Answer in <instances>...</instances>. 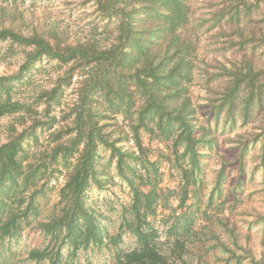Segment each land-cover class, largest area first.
<instances>
[{"label":"trees","instance_id":"1","mask_svg":"<svg viewBox=\"0 0 264 264\" xmlns=\"http://www.w3.org/2000/svg\"><path fill=\"white\" fill-rule=\"evenodd\" d=\"M85 1H92L105 20L108 44L94 32L71 40L55 27L30 30L18 9L0 5V42L19 46L24 54L16 71L0 75V117L19 113L22 123L27 116L30 119L21 130L12 126L10 138L0 146V248L6 238L18 239L24 224L32 222L29 218L37 209L36 189H32L61 163L67 172L59 209L48 220L37 222L50 241L31 249L29 261L76 264L70 258L81 249L118 246L123 234L129 233L136 245L117 253L120 264H186L185 243L180 238L162 240L154 223L159 157L153 159L143 135L172 149L188 185L200 180L203 145L215 143V135L210 136L213 123L215 128L257 126L238 133V160L243 171L250 144L261 142L264 161V63L257 60L258 50L264 52V0H202L200 12L197 0ZM204 37L211 39L203 45ZM43 57L68 65L55 84L36 98L35 103H44L47 119L37 111L33 114L35 103L13 99L16 83ZM75 74L81 75L78 100L58 120L50 111ZM193 85L205 90L213 123L200 122ZM55 122L60 125L51 133L48 159L41 164L24 162V140L35 136L38 127L53 128ZM226 164L217 186L226 177ZM112 167L131 191L114 234L102 222L104 214L88 203L93 186L108 189L113 183ZM27 190L29 199L22 207L27 199L20 194ZM188 193L186 189L181 205ZM244 250L252 254L253 263L264 264V250L259 259L250 248ZM233 256L240 264L238 254ZM0 264H9L1 254Z\"/></svg>","mask_w":264,"mask_h":264},{"label":"rangeland","instance_id":"2","mask_svg":"<svg viewBox=\"0 0 264 264\" xmlns=\"http://www.w3.org/2000/svg\"><path fill=\"white\" fill-rule=\"evenodd\" d=\"M196 6L200 9L203 1L197 0ZM1 4H9V8L18 9L22 13V22L28 29L42 27L44 29L57 28L64 31L72 40L96 33L102 42L109 43L105 20H101L96 5L92 1L85 0H0ZM263 15L257 16L262 18ZM262 23V22H260ZM110 24V22H109ZM95 27V29H94ZM203 45L211 38L204 37ZM257 52V60L264 63V52ZM24 54L21 47L9 42H0V75L10 74L18 69ZM68 65L57 60L43 57L38 60L22 81L16 83V91L13 99H19L27 103H35L37 96L44 89L52 87L59 76L63 75ZM81 80L80 74H75L71 83L64 84L60 102L53 104L50 115L60 117L71 112L78 100V86ZM192 91L197 103L198 114L203 123L209 120L213 123V113H209V106L205 100L206 92L199 85H193ZM39 101V99H38ZM33 114L47 119L43 113L44 103H35ZM19 113L7 114L0 117V146L10 138V128L21 130L30 123L27 116L26 123H22ZM69 116H72L69 115ZM261 119V118H260ZM123 121V115H119ZM255 120L254 123H259ZM127 123V121H124ZM222 123V122H221ZM53 128L48 125L36 129L35 136L27 137L23 142V160L34 161L41 164L47 152L53 145ZM252 126V125H251ZM251 126L215 128L212 124L210 136L215 135V143L203 145L201 152L203 171L200 180L195 185H188L183 180L179 163L172 149L166 147L157 140L149 141V136L144 133L146 145L153 150V159L159 160L157 183V213L153 217L155 225L159 228L162 240L174 241L180 238L185 243L184 261L186 264H238L233 256L236 252L240 258V264L253 263L252 254L248 255L245 248L252 250L255 259H259L264 250V161L262 159L261 142L250 144L245 153L243 171L238 160V148L236 139L238 133H242ZM257 127V126H252ZM258 130V129H256ZM106 150L102 154L107 155ZM162 153H164L162 155ZM160 155V156H159ZM165 155L169 156L166 157ZM227 157V158H224ZM106 159V156H105ZM75 162V159L71 161ZM224 162H226L225 179L217 186V177ZM43 163V162H42ZM185 164V163H184ZM57 170L52 175H43V178L35 190L34 203L36 211L30 216L29 224H24V229L18 239L4 240L0 254L9 264H35L27 259L28 253L35 247H43L50 241V236L37 227L38 221L48 220L59 209L60 189L64 185L67 169L61 163L57 164ZM55 166V167H56ZM51 167V166H50ZM45 167H42L43 171ZM113 183L108 189H99L93 186L88 191V203L104 214L102 222L108 232H117L122 222L124 207L130 203L131 191L126 182L117 175L114 167L111 169ZM241 175V176H240ZM188 189V197L183 205L180 201L185 190ZM147 192L150 187H144ZM29 191L20 194L27 199L22 203L25 207L29 199ZM175 227V228H174ZM135 238L129 233H124L118 246L108 245L91 246L81 249L77 255L70 258L76 264H120L116 255L119 251L134 248ZM70 247L65 249V257L68 256ZM40 264H47L42 262ZM179 264H185L180 262Z\"/></svg>","mask_w":264,"mask_h":264}]
</instances>
